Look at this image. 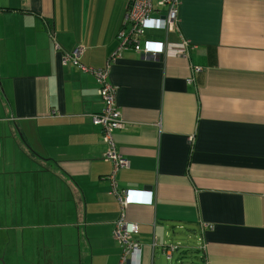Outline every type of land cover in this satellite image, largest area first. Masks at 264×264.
<instances>
[{"label": "crops", "instance_id": "crops-1", "mask_svg": "<svg viewBox=\"0 0 264 264\" xmlns=\"http://www.w3.org/2000/svg\"><path fill=\"white\" fill-rule=\"evenodd\" d=\"M131 2L0 0V264H120L104 103L63 61L77 48L118 90L141 264H264V0H180L177 29L143 38L156 57L120 51Z\"/></svg>", "mask_w": 264, "mask_h": 264}, {"label": "built area", "instance_id": "built-area-1", "mask_svg": "<svg viewBox=\"0 0 264 264\" xmlns=\"http://www.w3.org/2000/svg\"><path fill=\"white\" fill-rule=\"evenodd\" d=\"M179 2L180 0H162L159 5L165 8L166 14L162 18H153L155 11L154 0H132L126 14V25L131 26V31L127 34L125 30L118 35L120 41V51L128 48L134 49L136 52L156 57L165 53V42L145 40L143 38L150 31L162 30L166 33L173 32L177 29L179 18ZM83 50L75 49L72 53L65 55L63 61L65 63L72 62L84 72H90L94 75L99 86L98 94L104 103V110L101 114L93 118V122L97 126H101L104 130V142L107 145L106 160L112 162L114 171L110 180L113 183L112 193L116 194L123 209V214L115 224L114 236L116 241L123 247V253L120 264L132 262L141 264L142 247L134 239L137 234V226L127 219L126 211L131 205L137 203L140 197L139 192L117 190L115 182V174L130 167V163L118 152L115 142L114 133L124 128V121L117 105V88L110 83V68L95 70L88 69L80 65V57ZM139 196V197H138ZM175 249L166 247L164 253L171 258V253Z\"/></svg>", "mask_w": 264, "mask_h": 264}, {"label": "rangeland", "instance_id": "rangeland-1", "mask_svg": "<svg viewBox=\"0 0 264 264\" xmlns=\"http://www.w3.org/2000/svg\"><path fill=\"white\" fill-rule=\"evenodd\" d=\"M189 257H190V259L193 258L194 264H199V260L197 259L198 258V255L197 254H195V255H189ZM44 262H47V263L50 262L49 258L47 260H45Z\"/></svg>", "mask_w": 264, "mask_h": 264}, {"label": "water", "instance_id": "water-1", "mask_svg": "<svg viewBox=\"0 0 264 264\" xmlns=\"http://www.w3.org/2000/svg\"><path fill=\"white\" fill-rule=\"evenodd\" d=\"M162 19H164V17H162ZM161 56V55H160ZM149 57H153V56H149ZM163 57V56H162ZM162 57H161V60H162Z\"/></svg>", "mask_w": 264, "mask_h": 264}, {"label": "trees", "instance_id": "trees-1", "mask_svg": "<svg viewBox=\"0 0 264 264\" xmlns=\"http://www.w3.org/2000/svg\"><path fill=\"white\" fill-rule=\"evenodd\" d=\"M93 124H94V122H93ZM95 125V124H94ZM95 126H97V125H95ZM114 136H115V134H114ZM107 146V145H106ZM119 152V151H118ZM120 153V152H119Z\"/></svg>", "mask_w": 264, "mask_h": 264}]
</instances>
